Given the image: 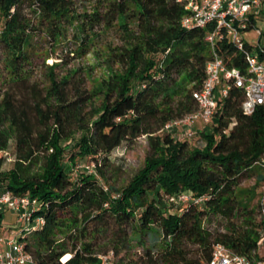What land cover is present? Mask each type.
<instances>
[{"label":"trees","instance_id":"16d2710c","mask_svg":"<svg viewBox=\"0 0 264 264\" xmlns=\"http://www.w3.org/2000/svg\"><path fill=\"white\" fill-rule=\"evenodd\" d=\"M184 14L176 0H0V152L13 142L16 155L12 168L0 171V188L41 202L35 216L44 224L22 239L34 264H100L98 256L109 252L116 264H209L216 243L264 259V204L253 203L264 183V106L245 115L244 92L231 87L211 132H200L203 147L163 131L198 111L192 93L211 57L208 28H184ZM249 22L256 27L255 18ZM101 28L119 36L107 56L119 68L94 92L86 95L74 71L59 76L58 63L46 66L47 84L32 79L41 43L56 47L71 33L74 52L84 54ZM255 50L264 61V43ZM217 52L245 71L227 39ZM77 134L69 163L90 158L94 165L74 180L62 142ZM143 136V167L122 187L111 182L121 169L112 166V152ZM249 174L255 185L242 188ZM183 191L191 193L188 202H164ZM66 254L71 259L61 263Z\"/></svg>","mask_w":264,"mask_h":264},{"label":"built area","instance_id":"2783aa9c","mask_svg":"<svg viewBox=\"0 0 264 264\" xmlns=\"http://www.w3.org/2000/svg\"><path fill=\"white\" fill-rule=\"evenodd\" d=\"M185 12L181 24L186 29H206L205 41L208 43L211 57L205 66L206 77L201 88L192 93L198 104V111L181 119L168 122L164 132H179L185 139L196 133V124L209 125L215 118L219 101L228 96L231 87L244 92L241 109L245 115H251L259 106H264V61H260L256 48L261 47L262 31L249 26L253 11L261 7L260 0H176ZM255 32L256 45L246 41L250 32ZM227 39L243 55L246 69L241 72L230 67L217 52V44ZM264 167V163L261 164ZM191 195L181 194L172 199L179 206L188 202ZM200 204L203 199L195 200ZM41 202L28 196H15L5 188H0V212L10 211L16 216L20 231H9L6 236L0 234V264H34L33 256L25 250L22 239L36 231L44 220L35 213ZM264 217V208H262ZM10 229H12L10 227ZM264 238V236H262ZM3 247V248H2ZM71 254L64 255L60 262L70 260ZM100 264H116L113 252L98 256ZM209 264H264V259L251 261L248 257L236 254L220 243L212 250Z\"/></svg>","mask_w":264,"mask_h":264},{"label":"rangeland","instance_id":"374dc122","mask_svg":"<svg viewBox=\"0 0 264 264\" xmlns=\"http://www.w3.org/2000/svg\"><path fill=\"white\" fill-rule=\"evenodd\" d=\"M261 1V7L253 11L254 18L256 19V27L261 31H264V0ZM99 36L94 40L91 48L88 52L84 54H76L74 50L77 45L70 43L71 33L69 35L67 43H62L59 46H51L49 43H41L40 48L36 52L38 54L33 59V69H32V79L34 81L39 82L41 85L47 84L46 77V66H51L55 63L60 64L56 69V73L59 76H65L68 73L75 72L74 78H79L85 86L86 95L91 94L101 85L103 79H106L109 74V69H117L119 68V64L115 62H111L107 57L109 51L113 47L120 46L119 36L115 32V30L105 31L104 29H100L98 31ZM246 41H248L251 45H256L258 39L255 36V32H250ZM261 43L264 41L261 40ZM100 103V96L97 94L92 97L91 104L86 109L88 115L91 114L94 107H97ZM211 132V124L202 125L199 124L196 126L195 135L188 139L190 146L193 147H203L204 140L200 137V132ZM177 135H182L179 132L172 133V137L176 138ZM78 138V134L75 139H71L70 137L65 139L62 142V146L66 150V166L67 171L69 172V176L71 179L76 180L81 174H91L93 173V161L90 158L78 159L74 165L69 163V156L73 153V147L75 144V140ZM149 154V146L148 140L146 136L140 137L132 144H122L120 147L115 149L110 155V160L112 162V166L115 168L120 167L116 172L115 178L111 182H116L118 186L122 187L126 185L130 179L143 167L146 157ZM15 152L13 142L9 143V149L0 152V171H8L12 168L13 163L15 161ZM38 169L37 166H32V171L30 173L36 172ZM256 176L254 174H249L245 177L241 183L242 188H251L255 185ZM5 186V185H2ZM181 194L191 195L190 192L183 191L176 195L166 196L164 202L167 204H175L172 199ZM256 197L253 203L262 205L264 204V183H262L257 189ZM262 217V216H261ZM259 213L257 214V219H259ZM264 219V217H262ZM16 216L13 215L10 211L6 210L2 213V221H1V232L0 234L3 236L7 235L8 225H11V230L14 233H18L20 231L19 225L16 222ZM148 244H151L150 239H148ZM118 256V258H120ZM132 259H135V255L131 253ZM118 264V263H117Z\"/></svg>","mask_w":264,"mask_h":264},{"label":"crops","instance_id":"0c3cea01","mask_svg":"<svg viewBox=\"0 0 264 264\" xmlns=\"http://www.w3.org/2000/svg\"><path fill=\"white\" fill-rule=\"evenodd\" d=\"M199 124H202V125H203V123L198 122V123L196 124V126L199 125ZM0 215H2V212H0ZM10 226H11V225H8L7 228L5 227V229L7 230V233H8L9 231H10V232L12 231V230L10 229ZM1 229H2V227L0 226V232H1ZM2 248H3V247H2Z\"/></svg>","mask_w":264,"mask_h":264}]
</instances>
